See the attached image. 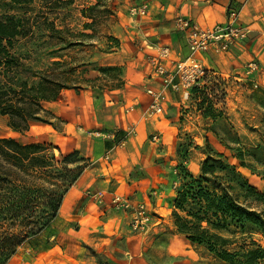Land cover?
Masks as SVG:
<instances>
[{"label": "crops", "instance_id": "obj_1", "mask_svg": "<svg viewBox=\"0 0 264 264\" xmlns=\"http://www.w3.org/2000/svg\"><path fill=\"white\" fill-rule=\"evenodd\" d=\"M144 5L147 16L131 23L120 38V51L106 59L101 72L89 71L90 76L78 89L66 90L56 101L42 103L64 127L59 130L35 124L30 131L49 129L63 141L54 144L56 148L66 154L79 152L89 166L65 196L56 220L67 227L54 232L48 243L24 245L8 264H99L86 245L108 247L125 231V217L113 210L115 198L128 199L132 204L159 197L161 190L166 201L162 189H168L164 180L167 164L163 156L168 140L179 133L174 115H179L175 107L182 94L164 85L149 60L150 56L157 57L159 48L168 47L171 55L167 67L174 71L175 63L190 56L188 36L175 26L178 17L202 29L227 28L233 21L244 35L245 40L225 55L213 49L199 55L201 65L207 66L208 60L217 63L215 68L239 75L250 62L264 66V0H149ZM232 12L236 13L234 20ZM103 79L108 85L100 83ZM244 79L255 80L253 76ZM151 89L164 98V113L149 118L146 111L153 100L148 94ZM0 118L1 125L6 122L13 135L19 134L8 127L7 117ZM197 171L200 173V167ZM99 193L103 194L102 201L96 200L99 206L92 201L83 206L82 199L91 195L94 200ZM117 254L111 264H147L141 251L133 256L130 250L121 249Z\"/></svg>", "mask_w": 264, "mask_h": 264}, {"label": "rangeland", "instance_id": "obj_2", "mask_svg": "<svg viewBox=\"0 0 264 264\" xmlns=\"http://www.w3.org/2000/svg\"><path fill=\"white\" fill-rule=\"evenodd\" d=\"M148 1L32 0L28 5L16 6L11 14L22 20L29 30L27 38L17 39L13 51L24 66L20 77L29 79L30 84L45 80V88H48L47 82L51 79L67 88H78L87 80L86 76H90L89 71L101 72L106 59L120 51V38L129 31L131 23L141 18L132 16L131 10ZM8 8L5 3L0 4V15L6 14ZM242 40L245 38L238 39L231 49L221 55L231 52ZM58 61L64 62V66H55L54 63ZM250 63H256L257 67L252 73H247ZM250 63L244 73L239 75L235 71L215 68L217 63L207 60L205 67L209 69L210 77L197 87L198 94H193L188 100H184L182 95L178 98V106L175 108L179 109V115L174 116L179 125V133L168 140V150L163 156L167 164L164 180L168 189H162V192L167 199L163 200L164 195L161 196L160 190L159 197L153 196L145 201L139 199L140 202L136 203L132 201L129 208L113 203V210L125 217V231L121 237H114L108 247L87 243L90 255L99 264H111L121 249L130 250L132 255L143 252L147 264H225L208 254L205 248L193 246L174 233L172 202L176 196V187L180 184L175 170L182 164L186 151L189 152L186 166L196 176L209 152L223 153L231 164L237 165L249 184L264 195V66L256 61ZM105 74L108 76V73ZM249 76H253L254 82L244 79ZM104 79L100 83L108 85ZM2 81L0 78V85ZM66 90L58 89V97ZM51 121L59 130L64 127L60 120ZM4 136H12L23 144H47L50 147L47 151L49 158L54 157V164L60 162L61 156L54 149V144L63 141L61 137L55 138L56 134H52L49 129L42 131L35 128L23 135H13L6 128L5 122L4 125L0 123V137ZM178 148L181 149L180 154ZM240 151H253V157H245L251 169L239 165L240 161L235 156ZM236 194L242 203L255 210L264 209L263 201L255 196H246V192L240 189H237ZM90 196L81 200L83 206H88L90 201L99 206ZM126 201L130 202L128 199ZM141 205L145 206L150 220L143 228H135L134 212ZM53 226V231L45 232L40 239L26 246L37 247L48 243L52 233L67 227L65 222L59 221H55ZM255 239L264 246L261 235H256Z\"/></svg>", "mask_w": 264, "mask_h": 264}, {"label": "trees", "instance_id": "obj_3", "mask_svg": "<svg viewBox=\"0 0 264 264\" xmlns=\"http://www.w3.org/2000/svg\"><path fill=\"white\" fill-rule=\"evenodd\" d=\"M31 1L0 0L9 6L7 13L0 15V116L7 117L8 127L19 134L28 133L35 124L56 128L51 120L57 117L42 103L56 101L58 89H72L52 79L45 88V80L30 84L29 79L20 77L24 66L13 51L17 39L27 38L29 30L11 12ZM54 65L61 67L64 62ZM198 86L191 89L190 96L198 94ZM48 148L47 144H23L0 137V264H8L18 249L53 231L65 196L89 166L79 152L64 154L56 147L61 159L54 164ZM252 152L240 151L235 156L241 167L251 169L245 157H253ZM188 159L186 151L175 170L180 183L171 211L176 234L225 264H264V246L255 239L256 235L264 238V209L257 211L242 203L236 191L243 190L263 204L264 195L223 153L209 152L198 176L188 170Z\"/></svg>", "mask_w": 264, "mask_h": 264}, {"label": "built area", "instance_id": "obj_4", "mask_svg": "<svg viewBox=\"0 0 264 264\" xmlns=\"http://www.w3.org/2000/svg\"><path fill=\"white\" fill-rule=\"evenodd\" d=\"M147 13V5L135 7L131 10L132 16L143 17ZM230 17L231 20H234L236 13H230ZM175 26L179 31L187 34L190 56L185 61L175 63L174 71H169L167 67V62H169L171 55L168 47L159 48L157 57L150 56L149 61L153 67V73L163 78L164 85L171 87L176 92H180L182 98L188 100L191 89L210 77L209 69L199 63L198 56L209 52L211 49L216 54L224 53L231 49L238 39L244 38V35L234 27L233 21H231L227 28L217 26L214 29H202L194 25L189 19L178 17ZM256 67V63H250L247 73H252ZM148 94L152 96L153 100L146 111V117L152 118L163 115L164 98L152 89L148 91ZM153 139L157 141L158 138L154 137ZM94 197L95 200L102 201L103 194L99 193ZM113 201L117 206L123 208L130 207L129 203L121 198H115ZM149 220L145 206H139L134 212L135 228L139 226L143 228L144 224Z\"/></svg>", "mask_w": 264, "mask_h": 264}]
</instances>
